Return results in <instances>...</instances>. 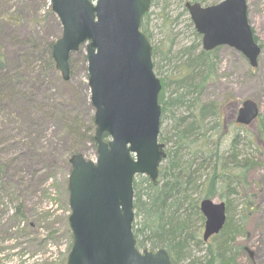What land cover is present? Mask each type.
<instances>
[{
  "label": "water",
  "instance_id": "1",
  "mask_svg": "<svg viewBox=\"0 0 264 264\" xmlns=\"http://www.w3.org/2000/svg\"><path fill=\"white\" fill-rule=\"evenodd\" d=\"M61 34L51 57L63 80L68 59L85 44L87 85L94 108V160L72 154L68 160L67 224L71 247L66 264H171L162 248L138 249L132 233L133 178L144 175L156 185L165 157L158 142L160 80L151 62V45L141 31L150 0H49ZM185 9L204 51L229 46L256 67L260 47L247 21L245 0H219L209 6L186 2ZM258 115L244 99L235 120L250 125ZM107 135V140L103 135ZM202 240L226 221L224 202L203 198Z\"/></svg>",
  "mask_w": 264,
  "mask_h": 264
},
{
  "label": "rangeland",
  "instance_id": "2",
  "mask_svg": "<svg viewBox=\"0 0 264 264\" xmlns=\"http://www.w3.org/2000/svg\"><path fill=\"white\" fill-rule=\"evenodd\" d=\"M192 1L150 0L147 32L150 35L151 46L156 48L153 71L155 76L165 83V99L173 98L177 94L175 93L176 86L172 81L175 78H181L183 73L182 64L186 56L182 55L188 49L192 54H197L201 49V43L199 42L198 45L193 35L192 24L191 27L189 26L188 14L183 9L185 2ZM245 1L247 20L261 49L256 67L252 68L240 52L233 48L228 46L215 48L218 62L214 75L206 81L199 97L198 94L193 93L187 97L185 105L171 107L167 104L160 118L158 139L164 144V150L169 154L168 157L175 156L174 160L177 162L184 163L193 155L198 159L201 155L207 158L216 147V153L222 158L237 153L241 155L240 158H246L253 163L244 181L236 188L237 194L228 197L230 209L228 213L226 212V217L230 219L232 225L241 226L244 233L235 238V244L244 248V253L237 256L235 264H264V0ZM213 2V0H204L201 3L206 6ZM163 15L168 19L165 24ZM0 18H10L12 22L10 26L0 25V40L5 44L7 53L12 56L18 51L15 48L17 41L24 38L25 34L38 33L37 38L43 36L46 41L57 39L61 34L59 21L51 11L49 0H0ZM36 44L35 56H46V53H42L45 42L38 39ZM169 47L171 48L168 56L170 61L165 59V50ZM68 62L69 79L64 81L55 68H50L45 57L44 60L36 61L34 71L37 72L39 67L45 85L39 94L49 102H52L57 95L60 98L58 116L62 114L64 122L75 120L80 126V132L82 134L87 132L86 137L94 132V108L89 101L84 44L77 52L70 54ZM244 99L253 100L259 112L256 121L248 126H240L234 122L236 111ZM209 102L218 106L220 116L216 119L207 115L203 123L201 122L202 127L199 131L196 130L193 135L187 136V141H196L188 147L187 141L177 136V133L183 131L185 127V123L180 120L184 119V122H189L190 115L197 114L199 106L208 105ZM35 103L42 107L45 102L36 98ZM217 121L219 126L210 128ZM43 125L46 128L44 145L49 146L53 142V134L59 131V120L51 117L45 120ZM61 134L65 136L64 132ZM234 138L237 139L236 148L233 146ZM249 138L255 143L254 145L247 146ZM77 143L78 141L73 144L77 146ZM79 146L86 159L95 158V149L91 143L85 142ZM56 153L60 158L46 154V158H52L46 160L44 165L52 164L54 167L47 182L43 183L41 188L29 198L27 212L30 221L46 215L47 219L44 223H48L51 228L61 227V236L57 241H46L45 247L39 250L35 244L20 237L18 230L21 226H13L9 219L10 212L8 211L7 214L4 211L0 214V264H62L63 262L65 264L69 241L66 230L62 226L69 214L66 188L68 169L63 163L66 154L62 150H57ZM165 164L166 160L162 165ZM19 168L21 175L29 172L24 164ZM206 173L208 170L200 174L196 179V184L205 179ZM143 178L145 177H134L142 199L144 198L143 192L147 191V182H144ZM219 194L220 192L216 191L211 199L214 202L223 201L225 203L226 199H220ZM191 198L200 201L204 197L201 191L193 190ZM136 221L137 219L134 220ZM41 225L45 224L41 223ZM197 227H199V222H197ZM42 228L38 231L41 239L46 236L47 232L45 227ZM202 228L203 222L199 229L200 238ZM148 247L146 245V248ZM193 251L194 258L202 257L204 254L202 249Z\"/></svg>",
  "mask_w": 264,
  "mask_h": 264
},
{
  "label": "trees",
  "instance_id": "3",
  "mask_svg": "<svg viewBox=\"0 0 264 264\" xmlns=\"http://www.w3.org/2000/svg\"><path fill=\"white\" fill-rule=\"evenodd\" d=\"M199 1L204 2V0ZM148 22L147 11L142 18L141 30L150 41V35L147 32ZM167 22V17L163 15V23ZM11 23L10 18H0V25L10 26ZM189 26L191 27V23ZM37 35L38 33L25 34L24 38L17 41L15 48L18 51L13 56L7 53L5 44L0 40V214L4 211L8 214L9 211L12 225L21 226L18 227L20 237L35 244L40 250L45 247L46 241H57L61 236V227L51 228L48 223H44L47 219L46 215L37 217L35 221L28 220L30 217L27 212L28 200L43 183L47 182L54 167L52 164L44 165L46 160L52 158H46V154L60 158L56 151L62 150L66 154L63 163L69 171V156L75 153L82 154V148L79 145L89 142L95 149V143L93 134L85 137L87 132L82 134L75 120L64 122L62 114L58 116L60 98L57 95L52 102L40 96L39 93L45 87L42 81L44 78L39 67L37 72L34 71L35 63L38 59L44 60L45 57L50 68L54 69L51 49L56 39L46 41L43 36L37 38ZM193 35L199 45L200 36L194 30ZM38 39L45 42L42 53H46V56L39 55L40 58L35 56ZM165 51V59L170 61L168 56L171 48ZM155 54L156 48L152 47L153 70ZM182 56H186L182 64L183 73L181 78H175L172 81L177 93L173 98H164L165 83L160 80L158 103L161 106V115L165 112L167 104L171 107L185 105L187 97L193 93L198 94L199 97L206 81L216 71L218 56L214 50L205 52L200 49L197 54H192L188 49ZM36 98L45 102L42 107L37 106ZM207 115L218 119L220 116L218 106L212 102L208 105H200L197 114L190 115L189 122L180 120L185 123V127L183 131L177 133V136L187 141L188 135H193L196 130L199 131ZM51 117L59 120L60 127H58L59 131L53 134V142L46 146L44 145L46 128L43 122ZM216 126H219L218 121L210 128ZM60 131L64 132L65 136ZM258 137L260 138V133ZM233 140V146L236 148L237 139ZM77 141L78 147L73 144ZM186 143L189 147L196 141L188 140ZM250 144L255 143L249 138L247 146ZM213 151L207 158L201 155L198 159L193 155L184 163L177 162L174 160L175 156L168 157L169 154L166 153L164 159L166 164L162 165L163 160L159 166L157 184L153 186L146 178H143L144 182H147V191L143 192V199L137 184L133 181V208L137 221L132 223V231L139 248L146 245L150 250L164 248L172 264H235L237 256L244 253V248L235 244L236 236L244 234L243 230L239 225H232L229 218L226 219L221 231L210 238V242L204 243L199 236L203 217L198 209L199 200L191 198L193 190L201 191L204 198L210 199L214 197L216 191H219V198L226 199L225 207L228 213L230 209L228 197L237 194L236 188L244 181L246 173L253 165L248 159L240 158V154L233 153L229 160V156L225 158L219 156L216 153V147ZM195 152L197 153V150ZM230 162L231 164H228ZM23 164L29 172L21 175L19 166ZM205 170H208L205 179L196 184V179ZM51 224L55 225L53 222ZM42 227H45L47 232L41 239L38 231L39 228L42 230ZM62 227L66 230L69 241L67 251H69L71 235L65 221ZM195 249H202L203 256L194 258L193 250Z\"/></svg>",
  "mask_w": 264,
  "mask_h": 264
},
{
  "label": "flooded vegetation",
  "instance_id": "4",
  "mask_svg": "<svg viewBox=\"0 0 264 264\" xmlns=\"http://www.w3.org/2000/svg\"><path fill=\"white\" fill-rule=\"evenodd\" d=\"M234 122H235V120H234ZM225 123V122H224ZM235 124H237L236 122H235ZM238 125V124H237Z\"/></svg>",
  "mask_w": 264,
  "mask_h": 264
},
{
  "label": "bare ground",
  "instance_id": "5",
  "mask_svg": "<svg viewBox=\"0 0 264 264\" xmlns=\"http://www.w3.org/2000/svg\"><path fill=\"white\" fill-rule=\"evenodd\" d=\"M148 40V39H147ZM149 41V40H148Z\"/></svg>",
  "mask_w": 264,
  "mask_h": 264
}]
</instances>
